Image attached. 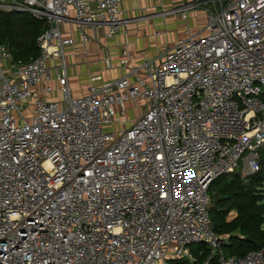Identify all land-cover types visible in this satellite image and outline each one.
<instances>
[{
	"label": "built area",
	"instance_id": "1",
	"mask_svg": "<svg viewBox=\"0 0 264 264\" xmlns=\"http://www.w3.org/2000/svg\"><path fill=\"white\" fill-rule=\"evenodd\" d=\"M123 2L0 0L46 24L27 62L0 43V264H264V247L226 254L209 194L223 174L260 169L264 0L162 7L206 21L157 59L134 63L124 46L116 65L101 45L105 70L122 73L90 72L74 96L66 47L148 17H126ZM130 102L146 104L134 120ZM201 243L207 254L192 251Z\"/></svg>",
	"mask_w": 264,
	"mask_h": 264
},
{
	"label": "trees",
	"instance_id": "2",
	"mask_svg": "<svg viewBox=\"0 0 264 264\" xmlns=\"http://www.w3.org/2000/svg\"><path fill=\"white\" fill-rule=\"evenodd\" d=\"M46 24L28 13L0 12V41L7 45L14 61L27 62L38 56V37ZM264 148L260 169L246 177L240 172L223 174L209 186L211 214L218 233L228 235L224 250L243 256L264 247ZM209 250L201 243L197 246ZM167 264H187L183 258L168 259Z\"/></svg>",
	"mask_w": 264,
	"mask_h": 264
},
{
	"label": "crops",
	"instance_id": "3",
	"mask_svg": "<svg viewBox=\"0 0 264 264\" xmlns=\"http://www.w3.org/2000/svg\"><path fill=\"white\" fill-rule=\"evenodd\" d=\"M179 1L181 0H124L122 6L126 17H148L128 23L126 33L119 31L112 38L105 37L101 32L100 43L91 40L85 44V47L80 43L75 46L66 47L70 86L72 83H78L80 86V95H82L86 92L90 72H102L106 78L116 77L122 73L123 69L121 68H115L111 71L105 70L103 56L106 54V50L101 45L109 47L112 60L116 65L119 64L124 46L129 49L134 58V63H138L145 58L157 59V55L164 49L185 37L186 27L189 26L191 31H197L206 21V14L202 9L191 12L187 20L181 18L180 15H174L175 19H172L173 16H171L169 21L164 18L167 23L161 21L162 16L159 14L154 16V13L160 12L162 7L170 8ZM179 21L183 23L185 30L181 31L175 37H172V39L169 37L168 30L166 32L168 38H166V33L160 32L156 34L157 31H154V27L157 25L161 26L164 23L167 28L169 24L172 23L173 25V23L176 24ZM155 38H157V41ZM75 72H78L79 75L76 76L74 74ZM74 79L75 81H72ZM53 85L55 87L58 86L55 81ZM56 93L60 95L59 92ZM56 93H54V96L58 97Z\"/></svg>",
	"mask_w": 264,
	"mask_h": 264
},
{
	"label": "rangeland",
	"instance_id": "4",
	"mask_svg": "<svg viewBox=\"0 0 264 264\" xmlns=\"http://www.w3.org/2000/svg\"><path fill=\"white\" fill-rule=\"evenodd\" d=\"M161 12H162V10H161ZM161 12H156V13H154V16L155 15H160V16H162L161 18V21L163 22L164 21V23H165V20H164V18L165 19H167L168 21H169V19H170V17L171 16H173V18L172 19H175L174 17V15H170V14H167V15H165V17H163V14L161 13ZM182 18V17H181ZM140 22V21H139ZM143 22V21H142ZM163 23V25H161V26H156V27H154V31H159V32H164V34L166 33V30H168V34H169V37L172 39V37H175L177 34H179L181 31H184L185 29L183 28V23L181 22V21H179V22H177L176 24L175 23H173V25H172V23L171 24H169L168 25V27L166 28V26H165V24ZM181 29H183V30H181ZM168 34L166 33V38H168ZM155 37V36H154ZM156 39V41H157V38H155ZM160 41H161V38H160ZM156 51H157V49H156ZM106 53H107V51H106ZM76 76H78L79 74H78V72H75L74 73ZM73 78V77H72ZM72 81H75V79L74 80H72ZM71 88H72V93H73V95L74 96H78V95H80V86H79V84L78 83H72L71 84ZM58 96H60L58 93H56ZM129 105H130V107H131V109H130V111L128 112V118H130L131 120H134L135 118H137V116H139L141 113H143L142 111L145 109V107H146V104H145V102H143V103H140V104H136V103H133V102H130L129 103ZM113 128H117V125H110V126H108V129H113ZM240 171H242V168H240ZM264 188V187H263ZM197 246H198V244H193L192 246H191V248H192V251L194 252V253H196L197 254Z\"/></svg>",
	"mask_w": 264,
	"mask_h": 264
},
{
	"label": "water",
	"instance_id": "5",
	"mask_svg": "<svg viewBox=\"0 0 264 264\" xmlns=\"http://www.w3.org/2000/svg\"><path fill=\"white\" fill-rule=\"evenodd\" d=\"M0 43H1V41H0Z\"/></svg>",
	"mask_w": 264,
	"mask_h": 264
},
{
	"label": "bare ground",
	"instance_id": "6",
	"mask_svg": "<svg viewBox=\"0 0 264 264\" xmlns=\"http://www.w3.org/2000/svg\"><path fill=\"white\" fill-rule=\"evenodd\" d=\"M171 259V258H170Z\"/></svg>",
	"mask_w": 264,
	"mask_h": 264
}]
</instances>
